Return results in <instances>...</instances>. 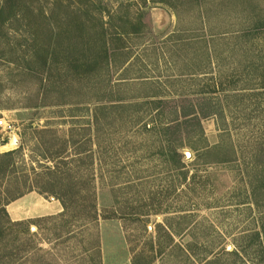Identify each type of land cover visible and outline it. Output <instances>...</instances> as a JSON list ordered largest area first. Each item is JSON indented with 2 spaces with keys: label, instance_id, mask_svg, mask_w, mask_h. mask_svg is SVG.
<instances>
[{
  "label": "rangeland",
  "instance_id": "374dc122",
  "mask_svg": "<svg viewBox=\"0 0 264 264\" xmlns=\"http://www.w3.org/2000/svg\"><path fill=\"white\" fill-rule=\"evenodd\" d=\"M0 119V264H264V0H0Z\"/></svg>",
  "mask_w": 264,
  "mask_h": 264
},
{
  "label": "trees",
  "instance_id": "16d2710c",
  "mask_svg": "<svg viewBox=\"0 0 264 264\" xmlns=\"http://www.w3.org/2000/svg\"><path fill=\"white\" fill-rule=\"evenodd\" d=\"M208 112H213V111H208ZM208 112L207 111L203 112V111H198V110H193V109L183 110L181 114L183 118L181 122L179 121L177 123V126L180 127L179 125H181V123H187V122H192L198 125L200 124L199 117L201 116L204 117L208 115L209 114ZM20 148H21V145H19L17 149H11V150L0 153V177L7 176L5 184H4V190H3V192L6 195V202L22 195L26 191L31 190L33 187V185H25L24 188H21V186H23V184L26 183V175H24L25 179H21V181L17 180L14 182L12 175L5 174V171L7 170L9 166L11 167V170L15 169V167H13L14 161H13L12 155L13 153L18 152ZM41 155L43 156V152L41 153ZM13 184H16L15 187H13ZM64 206L65 205L63 204V207ZM0 210L5 212V206L3 204L0 206Z\"/></svg>",
  "mask_w": 264,
  "mask_h": 264
},
{
  "label": "water",
  "instance_id": "95a60500",
  "mask_svg": "<svg viewBox=\"0 0 264 264\" xmlns=\"http://www.w3.org/2000/svg\"><path fill=\"white\" fill-rule=\"evenodd\" d=\"M158 10L162 11L163 14L161 15V17H156V15H155L154 21L156 22V24L161 26L167 20V14L162 9H158ZM158 10L156 12H158ZM18 145H19L18 137L16 136L15 133H11L9 140L5 143L0 144V152L11 150L12 148H14Z\"/></svg>",
  "mask_w": 264,
  "mask_h": 264
},
{
  "label": "bare ground",
  "instance_id": "6f19581e",
  "mask_svg": "<svg viewBox=\"0 0 264 264\" xmlns=\"http://www.w3.org/2000/svg\"><path fill=\"white\" fill-rule=\"evenodd\" d=\"M162 14V11L158 10V12H156V17H161Z\"/></svg>",
  "mask_w": 264,
  "mask_h": 264
},
{
  "label": "built area",
  "instance_id": "2783aa9c",
  "mask_svg": "<svg viewBox=\"0 0 264 264\" xmlns=\"http://www.w3.org/2000/svg\"><path fill=\"white\" fill-rule=\"evenodd\" d=\"M1 124H3V120H2V119H0V125H1Z\"/></svg>",
  "mask_w": 264,
  "mask_h": 264
}]
</instances>
